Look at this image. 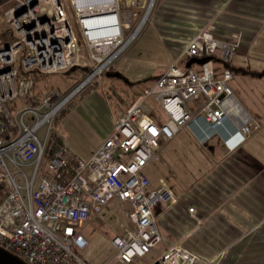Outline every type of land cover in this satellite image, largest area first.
I'll return each instance as SVG.
<instances>
[{"label":"built area","instance_id":"2783aa9c","mask_svg":"<svg viewBox=\"0 0 264 264\" xmlns=\"http://www.w3.org/2000/svg\"><path fill=\"white\" fill-rule=\"evenodd\" d=\"M69 3L73 16L66 0H8L11 7L0 18V28L9 25L3 35L9 41L0 44V184L9 188L0 204V246L28 264H91L80 254L89 241L78 227L116 199L131 204V209H125L129 226L112 240L117 249L116 261L130 264L162 241L155 208L160 204L180 206L179 196L163 179L154 182L151 175L150 163L159 158L161 139L170 140L180 129L188 128L202 144L216 136L234 151L262 127L256 116L247 114L233 137L216 130L223 117L230 114L227 101L240 105L231 81L232 62L241 46L242 33L231 31L216 38L210 26L196 36L183 57L188 62L192 58L211 59L185 69L175 63L157 79L138 87L134 101L116 120L109 138L88 160H83L54 129L56 116L84 86L112 66L139 33L148 11L134 35L126 37L138 16V11L131 9L133 0ZM93 21L100 26L97 28L116 32L92 38L91 30L102 31L90 28ZM99 21L103 22L99 25ZM75 22L84 32L85 38L80 37L93 50L86 78L67 94L53 88L37 105L12 107L13 101L29 93L30 81L20 77L22 72L51 74L79 64L83 42ZM151 96L161 110L163 123L147 108ZM197 100H201L198 105L190 106ZM27 116L33 124L28 123ZM42 125L48 126L44 140L37 134ZM11 129L13 134L4 138L2 134ZM9 163L17 167V175L25 184L17 182ZM24 167L32 168V178ZM188 211L195 216L194 206ZM157 262L219 264L218 259L201 256L180 242L168 247Z\"/></svg>","mask_w":264,"mask_h":264},{"label":"crops","instance_id":"0c3cea01","mask_svg":"<svg viewBox=\"0 0 264 264\" xmlns=\"http://www.w3.org/2000/svg\"><path fill=\"white\" fill-rule=\"evenodd\" d=\"M157 4L151 23L170 49V67L175 63L183 69L188 67L183 57L185 49L210 26L216 38L231 31L243 33L232 62L231 84L244 112L232 114L240 124L241 116H257L263 126L234 151H229L216 136L202 144L188 128L180 129L172 139L164 141L159 158L150 163L151 175L154 182L163 179L179 196L180 206L160 204L155 208L156 225L162 236V241L153 248L159 253L155 259L173 243L180 242L201 256L218 259L219 264H264V0H158ZM254 53L260 63L245 67L243 60L252 58ZM235 58L239 63L234 64ZM135 97L134 90L125 109L117 110L110 101L113 122L105 138L86 158L77 156L88 160L101 147ZM147 108L153 115L155 111L148 105ZM214 138L216 143L212 142ZM113 200L78 227L89 241L80 252L89 263L91 260L84 253L98 234H105L108 224L105 212ZM117 205L125 211V219L112 240L130 224L125 209H131V204L118 202ZM190 206L195 207V216L189 213Z\"/></svg>","mask_w":264,"mask_h":264},{"label":"rangeland","instance_id":"374dc122","mask_svg":"<svg viewBox=\"0 0 264 264\" xmlns=\"http://www.w3.org/2000/svg\"><path fill=\"white\" fill-rule=\"evenodd\" d=\"M66 1L73 16L74 12L70 6L69 0ZM133 2L134 3L131 4V9L133 12L138 11V16L134 18L133 29L126 37L134 35V31L139 26V22L142 17H144L150 5V10L146 15L147 20L141 27L139 33L132 40L130 45L114 60L112 63V70H110L109 73L105 72L100 78L84 86L67 104L65 109L68 111L66 114L56 118L53 124L56 126L54 129L61 132L66 138L71 150L74 151L76 155H80L83 158H86L87 153H90V151L105 138L113 122L111 102L115 105L117 110L120 108L125 109L131 101L130 94L132 91H136L137 87H141L142 84L149 83L145 82L146 80L161 76L170 68V49L159 38L157 33H155L153 24L151 23V17L158 7V0H133ZM141 6L142 9L138 8ZM10 7L11 4H8V0H0V18L5 16L6 10ZM74 27L79 37L81 35L85 38L83 29L79 28L76 22ZM7 28H9L8 24L0 28V44L9 41V39H5L3 36V32ZM82 42V59L77 65L80 66L78 71L72 73V75H69L66 71L48 74L38 79L36 86L38 90L57 88L66 91V89L68 90L69 86H73L75 82H79L76 87L82 83L86 78V69L90 65L93 51L88 42H85L84 39H82ZM20 61L21 57L19 58V62ZM243 61H245L243 62V65H246L245 67L249 65L255 67V65L260 63L256 53L252 54V58H245ZM235 63H239L237 58H235L234 64ZM106 90H109V95L106 94ZM115 94H117V96ZM28 100L27 96L20 97L13 101V105L15 108L25 107L26 105L31 107ZM200 101L201 100H197L191 103L190 106L195 107ZM146 105L155 111L154 114H159L161 112L158 105L155 104L154 96H151L147 100ZM256 118L258 117L256 116ZM26 119L28 123L33 124L29 120L30 116H27ZM241 125L242 124L235 122L231 114H229V116L226 114L222 119V124L217 125L216 130L221 131L226 137H233ZM46 130H48V126L42 125L37 132L42 140L45 138ZM164 141V139H161V146ZM212 142L216 143L217 139L214 138ZM9 169L20 185L25 184L23 177L17 175L19 173L17 167L9 163ZM23 171L32 178L31 167H24ZM24 194L26 195L25 190ZM117 203L118 201L113 200L105 212L108 218L105 234H98L94 242L84 253V256L86 255V257L91 260L92 264H119L115 261L117 251L112 244V238L113 235L115 236L117 229L123 225L125 211L123 208H119ZM157 254H159L157 250L153 249L151 253H148L145 257H136L132 264H153L158 259H155V255Z\"/></svg>","mask_w":264,"mask_h":264},{"label":"trees","instance_id":"16d2710c","mask_svg":"<svg viewBox=\"0 0 264 264\" xmlns=\"http://www.w3.org/2000/svg\"><path fill=\"white\" fill-rule=\"evenodd\" d=\"M4 33L5 32H3V35H4ZM1 34V33H0ZM82 41V40H81ZM80 68V66H78L75 70H72V69H70V70H67L66 72H68V74L69 75H72V73H76L77 71H78V69ZM87 70L88 71H91V68L88 66L87 67ZM46 75H48V74H43V73H39V72H37V71H30V72H28V73H21L20 74V77H22V78H26V79H28L29 81H30V89H29V93H28V95H27V97H28V102L31 104V105H37V104H39V103H41V101H42V99H43V96H44V94H45V92L47 91V90H49L48 88H46V89H41V90H38V88L36 87L37 86V82H38V79H41L42 77H44V76H46ZM158 77H154V78H152V79H148V80H146L145 82H150V81H152V80H155V79H157ZM79 82L77 81V82H75L74 84H73V86H69V89L67 90L66 89V91H63L62 93L63 94H67V93H69L72 89H74L75 87H76V85L78 84ZM48 87V86H47ZM69 91V92H68ZM11 106L12 107H15L14 105H13V103H11ZM66 108V107H65ZM62 109L59 113H58V115L56 116V118H58L60 115H65L66 114V112L68 111L67 109ZM156 114H153V116L160 122V123H163V119H161V118H159V117H157V116H155ZM56 127V126H55ZM61 133V132H60ZM11 134H13V130L11 129V130H8L7 131V133H3L2 134V136L4 137V138H6L8 135L10 136ZM61 135L63 136V134L61 133ZM64 137V136H63ZM8 193H9V188L5 185V184H0V204L2 203V201L5 199V197L8 195Z\"/></svg>","mask_w":264,"mask_h":264},{"label":"water","instance_id":"95a60500","mask_svg":"<svg viewBox=\"0 0 264 264\" xmlns=\"http://www.w3.org/2000/svg\"><path fill=\"white\" fill-rule=\"evenodd\" d=\"M20 12V11H19ZM211 59L210 57H206L204 59H197V58H192L188 62V66H190L192 63H204ZM77 66L73 67L72 69L75 70ZM0 264H28L25 260L20 258L19 256L13 254L9 250H6L2 246H0ZM153 264H158L157 260Z\"/></svg>","mask_w":264,"mask_h":264},{"label":"bare ground","instance_id":"6f19581e","mask_svg":"<svg viewBox=\"0 0 264 264\" xmlns=\"http://www.w3.org/2000/svg\"><path fill=\"white\" fill-rule=\"evenodd\" d=\"M152 1V0H151ZM153 3V2H152ZM152 3H151V6H152ZM150 6V5H149ZM150 8L148 7L147 11H149ZM106 20V21H105ZM104 22H110L109 20L105 19ZM103 21H99L98 24L100 25ZM90 28L92 29H102V28H97V27H100V26H95L97 25V22L96 21H93V22H90ZM104 30V31H103ZM116 32L115 29H112V30H105V29H102V31H95V30H91V37L94 38L93 36H98V35H104V34H114ZM227 107L229 109V113L232 114L233 112H237V113H240L242 112L240 106L238 104H236L235 102H233L232 100H228L227 101ZM233 117V114L231 115ZM247 118H244L243 116H241L239 118L240 122H244ZM235 120V119H234ZM236 122V121H235ZM36 132V130H35Z\"/></svg>","mask_w":264,"mask_h":264}]
</instances>
